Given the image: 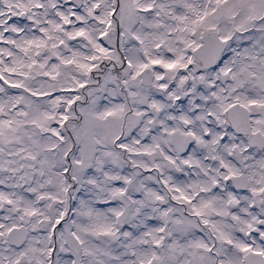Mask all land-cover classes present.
<instances>
[{"label":"snow or ice","instance_id":"1","mask_svg":"<svg viewBox=\"0 0 264 264\" xmlns=\"http://www.w3.org/2000/svg\"><path fill=\"white\" fill-rule=\"evenodd\" d=\"M0 264H264V0H0Z\"/></svg>","mask_w":264,"mask_h":264}]
</instances>
